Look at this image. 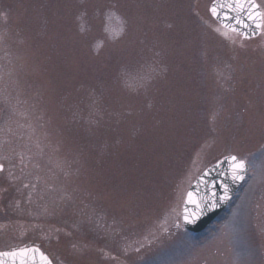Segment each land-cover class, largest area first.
Returning <instances> with one entry per match:
<instances>
[{
	"label": "rangeland",
	"instance_id": "1",
	"mask_svg": "<svg viewBox=\"0 0 264 264\" xmlns=\"http://www.w3.org/2000/svg\"><path fill=\"white\" fill-rule=\"evenodd\" d=\"M211 1L0 0V250L264 264V21L241 39ZM225 155L248 175L191 235L185 193Z\"/></svg>",
	"mask_w": 264,
	"mask_h": 264
},
{
	"label": "water",
	"instance_id": "2",
	"mask_svg": "<svg viewBox=\"0 0 264 264\" xmlns=\"http://www.w3.org/2000/svg\"><path fill=\"white\" fill-rule=\"evenodd\" d=\"M209 12L222 27L243 37L255 36L259 31L261 11L254 0H213ZM241 161L235 155H226L207 166L193 181L182 208V221L192 234L202 232L215 220L239 189L248 170L244 161L242 168L237 167ZM0 264L52 263L37 247L31 246L1 251Z\"/></svg>",
	"mask_w": 264,
	"mask_h": 264
},
{
	"label": "snow or ice",
	"instance_id": "3",
	"mask_svg": "<svg viewBox=\"0 0 264 264\" xmlns=\"http://www.w3.org/2000/svg\"><path fill=\"white\" fill-rule=\"evenodd\" d=\"M250 7H252V8H256L257 6H256L255 4H250ZM213 11H214V14H215V10H213ZM250 18H251V17H250ZM232 159L235 160L236 158H235V157H232ZM237 167L242 168V167H243V162L241 161V162L237 165ZM238 178H239V177H238ZM224 198H227V197L225 196Z\"/></svg>",
	"mask_w": 264,
	"mask_h": 264
},
{
	"label": "flooded vegetation",
	"instance_id": "4",
	"mask_svg": "<svg viewBox=\"0 0 264 264\" xmlns=\"http://www.w3.org/2000/svg\"><path fill=\"white\" fill-rule=\"evenodd\" d=\"M262 30H263V25H262V29H261V31H262ZM230 33L239 36L238 34H236V33H234V32H230ZM239 37H240L241 39H243L241 36H239Z\"/></svg>",
	"mask_w": 264,
	"mask_h": 264
},
{
	"label": "bare ground",
	"instance_id": "5",
	"mask_svg": "<svg viewBox=\"0 0 264 264\" xmlns=\"http://www.w3.org/2000/svg\"><path fill=\"white\" fill-rule=\"evenodd\" d=\"M209 5H210V3H209Z\"/></svg>",
	"mask_w": 264,
	"mask_h": 264
}]
</instances>
